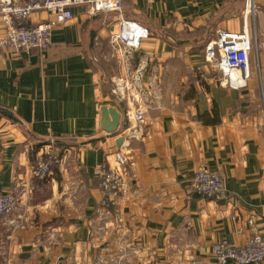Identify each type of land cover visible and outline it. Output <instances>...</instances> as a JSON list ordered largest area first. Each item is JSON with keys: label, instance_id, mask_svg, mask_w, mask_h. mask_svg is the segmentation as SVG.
Segmentation results:
<instances>
[{"label": "crops", "instance_id": "crops-1", "mask_svg": "<svg viewBox=\"0 0 264 264\" xmlns=\"http://www.w3.org/2000/svg\"><path fill=\"white\" fill-rule=\"evenodd\" d=\"M253 2L252 20L244 0H123L121 18L149 32L123 57L109 44L118 13L81 6L46 52L0 50V110L16 120L0 115V196L19 206L13 226L0 218V264H212L216 242L264 233V0ZM48 20L35 13L27 25ZM244 29L257 48L246 86L232 89L203 50ZM103 107L120 116L113 135ZM49 151L60 164L33 180L29 165ZM101 164L125 170L110 210L98 208ZM202 166L223 179L227 201L192 192Z\"/></svg>", "mask_w": 264, "mask_h": 264}, {"label": "built area", "instance_id": "built-area-1", "mask_svg": "<svg viewBox=\"0 0 264 264\" xmlns=\"http://www.w3.org/2000/svg\"><path fill=\"white\" fill-rule=\"evenodd\" d=\"M123 0H29L22 3L15 0H0V18L4 32L0 38V50H6L13 56L29 55L32 51L46 52L51 47L52 30L62 26L72 18V8L84 7L89 15H107L118 13V31L111 34V50L121 57L139 49L142 41L149 37V32L141 25L121 18ZM152 2L162 0H150ZM244 17L254 19L253 0H244ZM35 13H45L50 20L28 26V21ZM18 23V25H17ZM257 42L249 38L246 29L241 34L219 32L215 40L209 42L203 50L205 64L220 73L219 83L232 89L246 86L249 70V54L253 47L255 53ZM138 75L134 76L136 80ZM129 81V79H128ZM134 117L143 122V112L136 108ZM61 162L55 152H44L29 165L33 180L45 181L53 168ZM124 165L112 169L101 164L96 170L98 191L101 196L98 208L110 210L116 207L117 200L125 190ZM192 192L201 198L215 202L228 200L225 182L206 167H199L190 184ZM19 216V206L15 196H0V218L13 226ZM14 217V220H13ZM212 264H259L264 261V233L253 234L242 246H236L221 240L212 245L210 250Z\"/></svg>", "mask_w": 264, "mask_h": 264}, {"label": "water", "instance_id": "water-1", "mask_svg": "<svg viewBox=\"0 0 264 264\" xmlns=\"http://www.w3.org/2000/svg\"><path fill=\"white\" fill-rule=\"evenodd\" d=\"M91 37L93 38V33L91 34ZM101 114H102V121H103V127L102 129L108 134V135H113L116 133V128L118 126L119 123V119L120 116L119 114H117L115 111H113L112 109H107L105 107H103L101 109ZM122 114L123 116L126 115V109H122ZM0 115L4 116L5 118L15 122L16 120L13 118V116L10 114V112L6 111V110H0ZM107 116H110L112 119L110 122H106L107 120ZM128 127V123L126 118L123 119V122L121 124V128L123 130H126Z\"/></svg>", "mask_w": 264, "mask_h": 264}, {"label": "rangeland", "instance_id": "rangeland-1", "mask_svg": "<svg viewBox=\"0 0 264 264\" xmlns=\"http://www.w3.org/2000/svg\"><path fill=\"white\" fill-rule=\"evenodd\" d=\"M52 31H53V30H52ZM250 39L253 41V40H254V39H256V38H255V37H253V36H252V38H251V35H250ZM256 42H257V40H256ZM252 50H253V51H252V54H251V56H253V52H255V51H254V49H252ZM119 56H120V55H119ZM199 70H200V69H199ZM216 72H217V71H216ZM219 84H220V83H219Z\"/></svg>", "mask_w": 264, "mask_h": 264}]
</instances>
